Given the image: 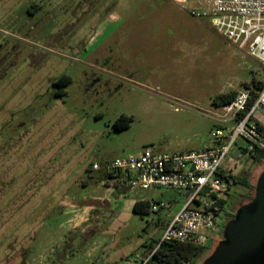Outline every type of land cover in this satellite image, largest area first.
I'll list each match as a JSON object with an SVG mask.
<instances>
[{
	"label": "rangeland",
	"instance_id": "rangeland-1",
	"mask_svg": "<svg viewBox=\"0 0 264 264\" xmlns=\"http://www.w3.org/2000/svg\"><path fill=\"white\" fill-rule=\"evenodd\" d=\"M0 0V264H110L162 234L156 222L182 207L175 190L117 191L91 169L145 149L211 145L219 94L241 89L264 67L210 27L197 0ZM70 84L55 96L53 81ZM131 118L125 130L113 123ZM232 126V123L227 125ZM264 143V126L261 129ZM229 153V187L251 201L264 160ZM234 199V198H233ZM235 200V199H234ZM147 201L149 213L132 212ZM223 227L221 228V232ZM194 259L201 264L222 235Z\"/></svg>",
	"mask_w": 264,
	"mask_h": 264
},
{
	"label": "built area",
	"instance_id": "built-area-1",
	"mask_svg": "<svg viewBox=\"0 0 264 264\" xmlns=\"http://www.w3.org/2000/svg\"><path fill=\"white\" fill-rule=\"evenodd\" d=\"M177 4L184 0H175ZM210 27L229 44L244 51L264 67V0H197ZM259 89L242 87L233 98L217 105V129L211 134V145L197 151L160 153L145 149L135 156L115 159L93 171L105 175V184L118 191L161 188L182 195L183 204L164 226L160 240L207 246L221 232V211L232 185L235 162L229 153L242 140L246 146L239 152L248 155L264 151L260 129L264 126V77L257 78ZM232 123V126H227ZM152 252L154 249L151 250ZM152 252L135 255L118 263L145 264Z\"/></svg>",
	"mask_w": 264,
	"mask_h": 264
},
{
	"label": "water",
	"instance_id": "water-1",
	"mask_svg": "<svg viewBox=\"0 0 264 264\" xmlns=\"http://www.w3.org/2000/svg\"><path fill=\"white\" fill-rule=\"evenodd\" d=\"M221 235L201 264H264V170L257 179L253 198L238 208Z\"/></svg>",
	"mask_w": 264,
	"mask_h": 264
},
{
	"label": "trees",
	"instance_id": "trees-1",
	"mask_svg": "<svg viewBox=\"0 0 264 264\" xmlns=\"http://www.w3.org/2000/svg\"><path fill=\"white\" fill-rule=\"evenodd\" d=\"M108 12L116 5V0H109ZM70 84V78L65 75L57 77L53 81L54 87L58 88L55 91V96L60 97L63 95L62 89ZM263 83L257 80L255 77H251L249 82L244 83L242 86L245 88L252 87L254 89H259ZM235 95V91H230L224 94H219L213 98L212 102L215 105L224 104L230 101ZM131 118L121 116L115 120L113 123V128L115 130H125L128 128ZM261 131V129H260ZM244 153V151H242ZM248 158L253 163H259L264 160V151L255 149L248 153ZM102 177L105 179V175L102 173ZM232 183L237 184L244 188H249L246 179L241 174L232 177ZM118 195H122L125 191H117ZM225 203V202H224ZM150 203L147 201H135L131 207V210L135 214L140 216L147 215L149 213ZM168 220L163 222H156V226L161 228L163 231L164 226L167 224ZM208 247H202L199 245H194L191 243H180L177 241H161L160 238L157 241L151 242L149 245H145V251L141 256L147 255L151 250L154 249L151 256L145 264H194L193 261L199 255H201L204 250ZM214 248H212L213 250Z\"/></svg>",
	"mask_w": 264,
	"mask_h": 264
},
{
	"label": "flooded vegetation",
	"instance_id": "flooded-vegetation-1",
	"mask_svg": "<svg viewBox=\"0 0 264 264\" xmlns=\"http://www.w3.org/2000/svg\"><path fill=\"white\" fill-rule=\"evenodd\" d=\"M52 86L54 87L53 83H52ZM121 116H123V115H121ZM121 116H120V117H121ZM117 119H118V118H117ZM234 186H239V185L234 184ZM233 198H234L235 200H234ZM227 201H230V206H229V208L227 209V211L221 216V221H222V223H221V228L223 227V229H224L225 225H226L230 220H232V219L234 218V216H235V214H236V211H237L238 208H239V207L236 206V198H235L233 195L229 196V199H228Z\"/></svg>",
	"mask_w": 264,
	"mask_h": 264
},
{
	"label": "crops",
	"instance_id": "crops-1",
	"mask_svg": "<svg viewBox=\"0 0 264 264\" xmlns=\"http://www.w3.org/2000/svg\"><path fill=\"white\" fill-rule=\"evenodd\" d=\"M134 203V202H133ZM133 203H132V205H133Z\"/></svg>",
	"mask_w": 264,
	"mask_h": 264
}]
</instances>
